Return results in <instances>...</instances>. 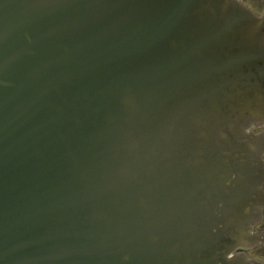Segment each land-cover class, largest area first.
<instances>
[{"label": "water", "instance_id": "95a60500", "mask_svg": "<svg viewBox=\"0 0 264 264\" xmlns=\"http://www.w3.org/2000/svg\"><path fill=\"white\" fill-rule=\"evenodd\" d=\"M256 127L235 0H0V264H264Z\"/></svg>", "mask_w": 264, "mask_h": 264}, {"label": "flooded vegetation", "instance_id": "af4514ba", "mask_svg": "<svg viewBox=\"0 0 264 264\" xmlns=\"http://www.w3.org/2000/svg\"><path fill=\"white\" fill-rule=\"evenodd\" d=\"M240 4H243L254 11L257 15H264V0H235ZM264 129L262 127H256L255 133H260ZM264 159V153H263ZM252 230L259 236V243L250 245L245 248H237L236 253H245L249 258L264 263V208L262 209L261 217L257 221Z\"/></svg>", "mask_w": 264, "mask_h": 264}]
</instances>
